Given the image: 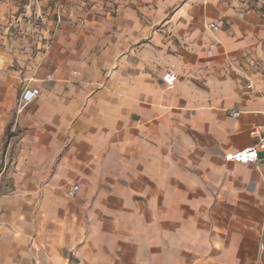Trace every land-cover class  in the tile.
<instances>
[{
    "label": "crops",
    "instance_id": "crops-1",
    "mask_svg": "<svg viewBox=\"0 0 264 264\" xmlns=\"http://www.w3.org/2000/svg\"><path fill=\"white\" fill-rule=\"evenodd\" d=\"M54 1L0 0V264H264V152L226 159L264 131V0Z\"/></svg>",
    "mask_w": 264,
    "mask_h": 264
},
{
    "label": "built area",
    "instance_id": "built-area-1",
    "mask_svg": "<svg viewBox=\"0 0 264 264\" xmlns=\"http://www.w3.org/2000/svg\"><path fill=\"white\" fill-rule=\"evenodd\" d=\"M31 3L33 4H39L40 0H31ZM54 13L56 17V25H61L64 21V0H55L54 1ZM209 28L216 32L220 29V26L218 24H210ZM175 81V76L167 74L164 77V82L167 83L169 86H172ZM249 89L252 88V85L247 86ZM39 94L38 90H26L22 96L20 101L25 104H29V102H32L34 98ZM264 97V92L261 93ZM234 117H239L240 112H233ZM252 135L259 139V141L251 146L248 147V149L234 152V154H230L226 157L228 161H235L240 164H249V162H257L260 160V153L264 152V131L261 128H255V130L252 132ZM80 187L77 184H73L70 186V189L68 191V195L70 197H74L75 194L79 191Z\"/></svg>",
    "mask_w": 264,
    "mask_h": 264
},
{
    "label": "rangeland",
    "instance_id": "rangeland-1",
    "mask_svg": "<svg viewBox=\"0 0 264 264\" xmlns=\"http://www.w3.org/2000/svg\"><path fill=\"white\" fill-rule=\"evenodd\" d=\"M12 1H17V2L23 4L26 0H3V2H6V3H11ZM259 1L261 2L262 0H239V3L243 4V5L245 4V6H247V7H254V5H256V3H259ZM64 9H65V7L63 8V10ZM53 10H54V8H53Z\"/></svg>",
    "mask_w": 264,
    "mask_h": 264
},
{
    "label": "trees",
    "instance_id": "trees-1",
    "mask_svg": "<svg viewBox=\"0 0 264 264\" xmlns=\"http://www.w3.org/2000/svg\"><path fill=\"white\" fill-rule=\"evenodd\" d=\"M10 126L7 129V134H6V138L4 140L3 146H4V151H6V149L8 148V143L10 141V139H12L14 137V135L9 131Z\"/></svg>",
    "mask_w": 264,
    "mask_h": 264
}]
</instances>
